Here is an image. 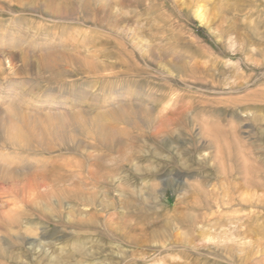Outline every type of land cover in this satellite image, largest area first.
<instances>
[{
  "label": "rangeland",
  "instance_id": "rangeland-1",
  "mask_svg": "<svg viewBox=\"0 0 264 264\" xmlns=\"http://www.w3.org/2000/svg\"><path fill=\"white\" fill-rule=\"evenodd\" d=\"M0 264H264V0H0Z\"/></svg>",
  "mask_w": 264,
  "mask_h": 264
},
{
  "label": "bare ground",
  "instance_id": "bare-ground-1",
  "mask_svg": "<svg viewBox=\"0 0 264 264\" xmlns=\"http://www.w3.org/2000/svg\"><path fill=\"white\" fill-rule=\"evenodd\" d=\"M112 111H115V110H112ZM158 111V110H157ZM163 111V110H162ZM28 113V112H27ZM46 113V111L44 112ZM48 113V112H47ZM162 113V112H161ZM41 114V113H40ZM43 114V113H42ZM120 114V113H119ZM21 126H17V123L14 124V123H6L5 122V128L7 129L8 131V134H9V140L10 142L14 143V144H18L22 142H24L22 144L23 145H27V143L30 144V141L27 142V140L25 139H29V138H32V140H34L38 145H41L43 146V148L45 150L48 149V141H47V137L50 136V133H49V127L52 125L51 124V119L50 117H48L47 115H45L44 117L42 116H33V115H30V114H23L22 117H21ZM55 123V122H54ZM121 128V127H120ZM51 132V131H50ZM125 133V132H124ZM117 140L115 139V137L111 134H109L108 136H105V142L107 144V146L110 147V149H113L115 146H117L118 142H116ZM104 142V140L102 141ZM104 142V143H105ZM33 144V143H32ZM24 147V146H23ZM99 158V157H98ZM116 158V157H115ZM53 160V159H52ZM115 160V159H114ZM55 161V160H54ZM53 161V162H54ZM100 163H102V161L100 160L99 161V167H100ZM103 164V163H102ZM103 166V165H102ZM37 169V168H36ZM41 171L40 174L42 177L46 178L48 177V175H52L53 173H55V170L54 169H46V168H43L42 166V169L39 170ZM37 173V171H36ZM38 174V173H37ZM35 175V173H34ZM33 177V176H32ZM37 178V176H35ZM36 178L34 179V181L36 180ZM39 178V176H38ZM31 179V177H30ZM33 179V178H32ZM42 180V178H41ZM47 180V179H46ZM32 181V180H31ZM30 181V182H31ZM35 183V182H34ZM36 183L37 180H36ZM80 184V183H79ZM39 185V183H38ZM81 187V186H79ZM73 188L76 189V187L74 186ZM62 189V188H61ZM81 189V188H80ZM78 188V191L80 190ZM64 190H66V188H64ZM63 191V190H61ZM70 191V189H69ZM77 191V190H76ZM73 192V190H72ZM80 192L84 193L85 191H81ZM67 193V191L65 192Z\"/></svg>",
  "mask_w": 264,
  "mask_h": 264
}]
</instances>
